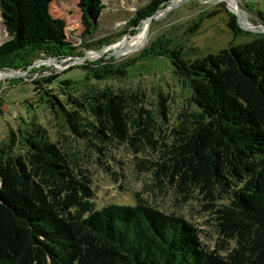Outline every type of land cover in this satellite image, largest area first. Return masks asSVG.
Masks as SVG:
<instances>
[{
    "label": "trees",
    "instance_id": "1",
    "mask_svg": "<svg viewBox=\"0 0 264 264\" xmlns=\"http://www.w3.org/2000/svg\"><path fill=\"white\" fill-rule=\"evenodd\" d=\"M51 1L0 0L7 33L0 67H25L40 53L76 50L63 19L51 14ZM104 1L78 0L86 33L97 25ZM169 1L149 0L137 9L136 21ZM166 39L144 53L170 60L189 89L188 104L175 117L170 143L161 142L145 168L160 189L184 199L202 195L213 215L216 247L201 241L195 224L143 199L97 207L89 172L34 116L0 140V264H264V34L190 61L180 47L167 48ZM87 75L62 80L61 96L45 87L40 99L99 155L123 144L135 153L143 145L154 150L150 117L142 126L133 117L143 112V95L97 89L85 82ZM167 96L157 93L164 121Z\"/></svg>",
    "mask_w": 264,
    "mask_h": 264
},
{
    "label": "rangeland",
    "instance_id": "2",
    "mask_svg": "<svg viewBox=\"0 0 264 264\" xmlns=\"http://www.w3.org/2000/svg\"><path fill=\"white\" fill-rule=\"evenodd\" d=\"M149 0H105L97 25L85 32L78 0H53L50 11L63 19L67 38L76 47L71 55L51 56L40 53L25 67H0V140L8 131L25 124L34 116L48 129L49 136L57 141L83 169L89 172L97 207L108 203L134 204L138 198L166 213L181 215L201 230V241L210 249L216 247L217 233L211 211L205 209L202 195L183 198L172 189L155 185L149 161L157 157L160 143H170V129L175 117L188 104L189 89L174 73L166 56L144 53L167 38V48H181L185 60L215 53L230 44L248 42L255 35L264 34V0H170L151 18L137 22L136 11ZM234 16L238 27L229 26ZM145 26V28H144ZM145 31L142 37L123 49L118 46ZM7 38L0 16V43ZM129 38V39H128ZM142 53H144L142 55ZM87 75V82L97 89L134 91L142 94L143 112L134 119L142 126L150 117V127L156 148L143 145L139 152L129 144L110 146L104 154L78 141L62 119L54 115L41 98V90L51 87L52 94L61 96L60 82L77 80ZM101 75L102 78L94 77ZM52 76L50 82L43 79ZM42 81V85L33 84ZM41 86V89H35ZM167 93L166 121L158 112L157 93ZM135 128V126H134ZM133 128V129H134ZM132 129V130H133ZM143 158L145 162L140 163Z\"/></svg>",
    "mask_w": 264,
    "mask_h": 264
},
{
    "label": "bare ground",
    "instance_id": "3",
    "mask_svg": "<svg viewBox=\"0 0 264 264\" xmlns=\"http://www.w3.org/2000/svg\"><path fill=\"white\" fill-rule=\"evenodd\" d=\"M144 28H145V26H144ZM144 32H145L144 30L143 31L140 30V32L138 34L134 35L131 40H126V41L122 42L118 46V49L120 50V49H123L124 47H127L128 45L134 44L136 41H138L142 37V35L144 34Z\"/></svg>",
    "mask_w": 264,
    "mask_h": 264
},
{
    "label": "water",
    "instance_id": "4",
    "mask_svg": "<svg viewBox=\"0 0 264 264\" xmlns=\"http://www.w3.org/2000/svg\"><path fill=\"white\" fill-rule=\"evenodd\" d=\"M153 15L149 16L148 18H151Z\"/></svg>",
    "mask_w": 264,
    "mask_h": 264
}]
</instances>
